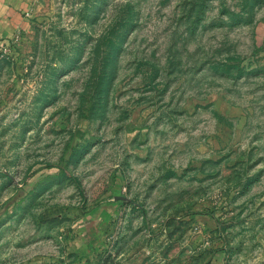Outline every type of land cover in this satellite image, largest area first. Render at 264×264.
<instances>
[{
    "label": "rangeland",
    "instance_id": "374dc122",
    "mask_svg": "<svg viewBox=\"0 0 264 264\" xmlns=\"http://www.w3.org/2000/svg\"><path fill=\"white\" fill-rule=\"evenodd\" d=\"M0 264H264V0H35L0 45Z\"/></svg>",
    "mask_w": 264,
    "mask_h": 264
},
{
    "label": "crops",
    "instance_id": "0c3cea01",
    "mask_svg": "<svg viewBox=\"0 0 264 264\" xmlns=\"http://www.w3.org/2000/svg\"><path fill=\"white\" fill-rule=\"evenodd\" d=\"M35 0H0V45L21 30Z\"/></svg>",
    "mask_w": 264,
    "mask_h": 264
},
{
    "label": "trees",
    "instance_id": "16d2710c",
    "mask_svg": "<svg viewBox=\"0 0 264 264\" xmlns=\"http://www.w3.org/2000/svg\"><path fill=\"white\" fill-rule=\"evenodd\" d=\"M62 173H64L66 175V172H64L63 170H62Z\"/></svg>",
    "mask_w": 264,
    "mask_h": 264
}]
</instances>
